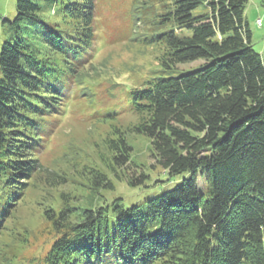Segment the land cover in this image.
<instances>
[{
  "label": "trees",
  "instance_id": "1",
  "mask_svg": "<svg viewBox=\"0 0 264 264\" xmlns=\"http://www.w3.org/2000/svg\"><path fill=\"white\" fill-rule=\"evenodd\" d=\"M140 1L150 0H133ZM167 1L160 20L173 26L150 38L163 47L160 69L107 93L86 92L81 73L107 47H95L105 0H16L15 16L4 18L0 229L43 168L37 153L53 121L84 95L94 110L87 120L113 126L104 143L116 179L138 188L158 182L147 183L142 168L125 174L130 147L110 121L115 113L105 110L120 94L128 108L119 112L135 117L129 126L150 140L157 165L170 180L183 175L143 203L125 204L121 194H100L114 184L94 168V196L44 210L54 236L41 260L29 264H264V61L252 46L249 0ZM200 5L208 10L194 15ZM125 38L121 31L113 41Z\"/></svg>",
  "mask_w": 264,
  "mask_h": 264
},
{
  "label": "rangeland",
  "instance_id": "2",
  "mask_svg": "<svg viewBox=\"0 0 264 264\" xmlns=\"http://www.w3.org/2000/svg\"><path fill=\"white\" fill-rule=\"evenodd\" d=\"M168 6L167 0L140 1L137 4L133 0H105L97 15L100 22L95 47H107L93 53L89 64L87 62L82 69V81L90 87L86 92L107 93V89L115 91L129 88L160 69L159 57L163 47L150 38L173 26L169 20H160L164 18ZM207 10L205 5H200L193 10V14L198 15ZM15 14L16 0H0V45L9 30L4 18L11 20ZM245 16L252 31V46L264 61V0H249ZM133 17H137L136 24L129 21ZM257 19L261 20L260 26L256 23ZM121 31L126 38L119 42L113 41ZM195 63L177 64V68H187ZM120 96L113 97L117 99H111L105 110L115 113L116 117L110 121L120 124L130 147L132 163L127 165L125 174L137 173L142 168L149 174L147 183L158 182L154 186L130 187L109 172L106 163L110 152L104 142L113 126L109 121H88L86 117L92 115L94 110L88 107L89 95L81 96L82 101L76 102L77 105L66 106L58 119L53 121L47 142L37 153L43 168L28 190L18 196L12 207V215L4 220L7 228L0 229V264H29L35 259L41 260L54 236L44 210L50 205L56 209L62 202L69 207L82 205L94 196V186L90 181V171L94 168L103 170L114 184V190H101L100 194L108 197L121 194L125 204H129V201L143 203L147 195L171 187L181 180L182 174L170 180L151 154L150 140L131 130L129 124L134 122L135 117L130 112H119L121 108H128L126 99L119 100ZM133 163L138 166L135 167ZM199 180L204 183L202 177Z\"/></svg>",
  "mask_w": 264,
  "mask_h": 264
},
{
  "label": "built area",
  "instance_id": "3",
  "mask_svg": "<svg viewBox=\"0 0 264 264\" xmlns=\"http://www.w3.org/2000/svg\"><path fill=\"white\" fill-rule=\"evenodd\" d=\"M261 20L260 19H257V25H261Z\"/></svg>",
  "mask_w": 264,
  "mask_h": 264
},
{
  "label": "bare ground",
  "instance_id": "4",
  "mask_svg": "<svg viewBox=\"0 0 264 264\" xmlns=\"http://www.w3.org/2000/svg\"><path fill=\"white\" fill-rule=\"evenodd\" d=\"M256 23H257V21H256ZM258 26H260V25H258Z\"/></svg>",
  "mask_w": 264,
  "mask_h": 264
}]
</instances>
